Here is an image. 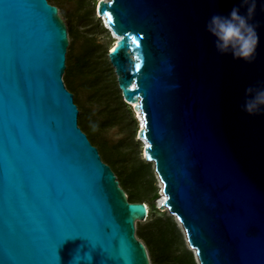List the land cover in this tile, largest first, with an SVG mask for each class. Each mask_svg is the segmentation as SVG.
<instances>
[{"label": "water", "instance_id": "1", "mask_svg": "<svg viewBox=\"0 0 264 264\" xmlns=\"http://www.w3.org/2000/svg\"><path fill=\"white\" fill-rule=\"evenodd\" d=\"M254 2L252 63L218 54L205 30L240 0L96 7L119 37L107 57L123 101L140 112L159 207L196 264H264V113L242 109L245 89L264 86V0ZM68 46L57 6L0 0V264H151L135 233L146 203L128 201L78 125L62 79Z\"/></svg>", "mask_w": 264, "mask_h": 264}, {"label": "trees", "instance_id": "2", "mask_svg": "<svg viewBox=\"0 0 264 264\" xmlns=\"http://www.w3.org/2000/svg\"><path fill=\"white\" fill-rule=\"evenodd\" d=\"M81 5L83 2L78 6L81 7ZM68 36L72 40L66 58L65 83L67 88L72 93L76 92L71 77L79 74L83 79L79 86L89 91L87 101L103 106L100 110L102 121L96 125L91 117L90 108L82 106L74 96V102L81 109L78 125L86 133L91 143L98 148L102 160L110 165L115 174H118L117 179L126 192L128 201L145 203L148 193H153V196L156 195L150 164L135 156H129V152H124L121 156L122 142L110 145L100 133L101 130L117 123V107L112 109L108 103V98L111 95L113 99H116L119 106L125 105L120 91L114 81L112 82L113 90L110 91L104 77L95 70L93 56L96 45L93 38L84 37L82 53L76 56L73 54V41L78 39V29L71 24L68 27ZM107 62L109 63V61ZM84 120H87L88 124L85 125ZM104 149L107 150L111 158L103 155ZM153 208V203H150V209ZM149 213L148 210L147 217ZM137 235L143 240L147 248L151 264H196L192 252L184 246L176 223L171 216L165 213H160L144 226L137 228Z\"/></svg>", "mask_w": 264, "mask_h": 264}, {"label": "rangeland", "instance_id": "3", "mask_svg": "<svg viewBox=\"0 0 264 264\" xmlns=\"http://www.w3.org/2000/svg\"><path fill=\"white\" fill-rule=\"evenodd\" d=\"M48 1L51 4L57 6L58 13L64 20L65 24L67 25V28L71 24L72 26H75L78 29V39L73 41L74 55L77 56L78 54L79 56L82 53V46L84 44L85 36L93 38L94 44L96 45L93 56V61L95 62V70L97 71V73H99L104 77V80L106 81L109 90L110 91L113 90L112 82L114 81V83H116V77L111 64L107 62L108 61L107 53L113 43V32L106 24L104 17L100 16L97 12L96 7L99 0H83V1L82 0H48ZM81 2H83V5L79 7L78 5H80ZM68 38L70 44L72 38L70 36H68ZM68 50H69V46L67 49V53ZM66 64H67V59H66ZM62 79L65 83V72L62 76ZM71 80L73 81V85L76 88V92L73 93L75 98L82 106L90 108L92 113L91 117L92 119H94L95 124L98 125L102 121V114L100 113V110L103 106L95 102L87 101V96L89 94V91L79 86V83L83 81L82 77L79 74L78 75L75 74L74 76H72ZM109 97L110 98H108V103L110 107L112 109L117 107L116 113L118 116V120L115 125L101 130L100 132L101 136L110 145L122 142L121 156L122 154H124V152L125 153L129 152V156H135L138 159L144 160L145 162L149 163L153 172V185L156 189V195L153 196V193L147 194V199L145 203L150 213L149 216L144 221H136L135 223L136 236L138 237L137 228L144 226L147 222H149L155 216H158L160 213H165L172 217L182 236V240L185 248L190 250V247L188 246L184 238V234L182 232L180 224L178 223L176 218L173 215H170L166 208L161 209L159 207V204L157 203L161 195L160 183L153 170L152 163L144 159L143 143L138 136L139 127H138V121L136 118L134 108L132 107V105H129L127 103H125V105L119 106L116 99H113L111 95ZM79 114H81V109H79ZM84 124L85 125L88 124L87 120L85 121ZM103 155L107 156L108 158H111V156L105 149L103 150ZM116 177H118L117 173H116ZM150 203H153L154 206L153 209H150ZM139 239L143 242L141 238Z\"/></svg>", "mask_w": 264, "mask_h": 264}, {"label": "clouds", "instance_id": "4", "mask_svg": "<svg viewBox=\"0 0 264 264\" xmlns=\"http://www.w3.org/2000/svg\"><path fill=\"white\" fill-rule=\"evenodd\" d=\"M246 6L241 14L240 8ZM256 5L253 0H240L227 15L213 14L205 24V30L214 37V47L218 54H230L233 59L252 63L256 58L258 45L257 24L251 23ZM242 109L250 115L264 113V86H249L245 89V100Z\"/></svg>", "mask_w": 264, "mask_h": 264}, {"label": "bare ground", "instance_id": "5", "mask_svg": "<svg viewBox=\"0 0 264 264\" xmlns=\"http://www.w3.org/2000/svg\"><path fill=\"white\" fill-rule=\"evenodd\" d=\"M118 39H119V37H117L115 34H113V43H112L111 47L117 44ZM135 114H136V118H137V121H138V127L142 128L143 127V121L141 119L139 110H137V111L135 110ZM141 141H142L143 145L146 144V142L144 140H141ZM163 200H164V195L161 193L160 199L157 201V203L160 205Z\"/></svg>", "mask_w": 264, "mask_h": 264}, {"label": "snow or ice", "instance_id": "6", "mask_svg": "<svg viewBox=\"0 0 264 264\" xmlns=\"http://www.w3.org/2000/svg\"><path fill=\"white\" fill-rule=\"evenodd\" d=\"M137 67H139V65H137Z\"/></svg>", "mask_w": 264, "mask_h": 264}]
</instances>
